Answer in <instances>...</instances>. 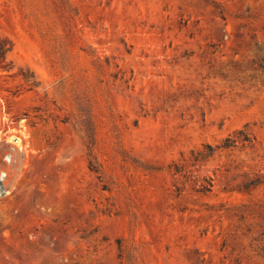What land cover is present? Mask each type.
<instances>
[{
	"label": "rangeland",
	"instance_id": "rangeland-1",
	"mask_svg": "<svg viewBox=\"0 0 264 264\" xmlns=\"http://www.w3.org/2000/svg\"><path fill=\"white\" fill-rule=\"evenodd\" d=\"M0 264H264V0H0Z\"/></svg>",
	"mask_w": 264,
	"mask_h": 264
}]
</instances>
